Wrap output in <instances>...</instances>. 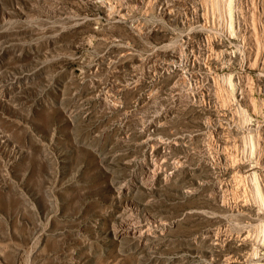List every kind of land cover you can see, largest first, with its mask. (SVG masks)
I'll return each instance as SVG.
<instances>
[{
    "label": "rangeland",
    "instance_id": "1",
    "mask_svg": "<svg viewBox=\"0 0 264 264\" xmlns=\"http://www.w3.org/2000/svg\"><path fill=\"white\" fill-rule=\"evenodd\" d=\"M262 227L264 0H0V264H264Z\"/></svg>",
    "mask_w": 264,
    "mask_h": 264
},
{
    "label": "bare ground",
    "instance_id": "2",
    "mask_svg": "<svg viewBox=\"0 0 264 264\" xmlns=\"http://www.w3.org/2000/svg\"><path fill=\"white\" fill-rule=\"evenodd\" d=\"M230 11V10H229ZM255 29H253V33H254V35L256 34L255 33V31H254ZM256 39H258L257 37H255V41L257 42V44H258V41L256 40ZM167 64H169V62H166ZM234 89V88H233ZM245 171H249L251 168H249V167H247V166H245V167H242ZM259 194V193H258ZM258 218V217H257ZM263 228V227H262ZM264 229V228H263ZM262 232H263V230H262ZM264 233V232H263ZM252 250V249H251ZM252 252V251H251ZM247 254V253H246ZM252 254V253H251ZM254 254V253H253ZM243 256V255H242ZM263 257V256H262ZM257 259V258H256ZM261 259V258H260ZM250 260V259H249ZM255 260V259H254ZM261 262V261H260ZM253 264V263H252ZM259 264V263H258Z\"/></svg>",
    "mask_w": 264,
    "mask_h": 264
}]
</instances>
